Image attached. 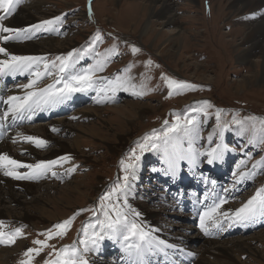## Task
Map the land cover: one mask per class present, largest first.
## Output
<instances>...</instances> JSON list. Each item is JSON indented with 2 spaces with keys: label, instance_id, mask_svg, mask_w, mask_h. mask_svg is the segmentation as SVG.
Wrapping results in <instances>:
<instances>
[{
  "label": "rangeland",
  "instance_id": "rangeland-1",
  "mask_svg": "<svg viewBox=\"0 0 264 264\" xmlns=\"http://www.w3.org/2000/svg\"><path fill=\"white\" fill-rule=\"evenodd\" d=\"M30 1L32 0H23L16 11L3 23L10 27L19 26L20 24L15 22V18L20 16L17 10L24 4H29ZM247 1L248 3L244 5L243 1L238 0H171L177 22L174 26L162 25V19L152 20L153 16H151L154 26L153 33L151 32L149 36L147 31L142 35L140 32H133L129 21H124L125 18H123V15L128 13L126 10L128 7L145 6L144 0H93L91 17L88 14V0H51L45 6L44 11L47 12L45 18L35 19L26 26L18 27L26 28L45 19L62 17L63 22L59 23L56 26L57 30L50 35L49 32H40L36 33L33 39L10 41L3 46L9 49L12 44L37 43L53 36L52 40L56 41L54 44L59 47V51L53 52L49 49L42 54L37 52L25 54L46 57L48 61L54 60L57 56H66L74 50L79 52L92 43H95V51L101 54L115 47L119 54H110L104 71L98 72L97 77L114 79L117 75L131 76L133 77L131 82L136 87L129 88L128 91H117L114 102L108 99L112 95L111 92L107 94L100 92L97 95V92L92 91L94 94L91 98L87 96L88 93L78 94L75 103L86 102L77 106L74 104L71 111L64 116H58L55 119L52 117L35 119L28 123L30 133L35 132L40 124L47 125L51 122L60 130L59 132L50 130L47 133L50 143L45 149L35 148L38 154H48L47 157H53L52 159L50 157L51 160L65 155L70 156L71 159L55 166L54 170L62 174V179L54 178L49 174L47 178L38 180L12 179L8 182L10 177L5 176L2 183L19 184L20 188L16 185L12 186L13 190L18 191H23L27 186L35 188L38 184L45 183L51 187L45 200L46 210L57 218L64 214L66 216L56 221L41 217L40 211H30L29 213L35 217L33 223L39 226L33 223L27 226L26 223L3 221L4 227L0 231L8 233L21 228L23 233L14 244H0V252L4 253L7 264H21V261L28 259L24 256L25 250L38 247L33 244L34 240L45 239L44 236L39 235L40 233L52 229L55 224L73 217L74 214H76L74 222L67 234L63 238L58 237L48 243L54 245L56 249L78 244L83 238L82 227L96 225L97 219H104L100 208V198L112 189L118 182V177L123 176L121 159L135 149L137 142L141 141L145 135L153 130L158 133L165 130V121H168L167 126H170L177 116L181 118L187 114L197 116L201 122V138L196 140L195 146L203 150L215 146L208 144L207 137L213 132L216 124V109L222 110V123L230 122L233 114H237V118L242 120L249 116L264 119V82L256 80L245 87H238L235 83L246 75L250 76L257 72L258 61L262 59L261 48L253 52L254 57L251 59L253 66L250 65L251 62L245 66L236 60L239 50H248L250 44L241 45V43L242 39L248 35L250 26L264 20V0ZM158 4L159 2H155L153 7L159 8ZM134 10L137 9L134 8ZM137 11H139L137 15L144 19L145 12L143 15L140 9ZM31 13L34 14L35 11L31 10ZM0 15L4 13L0 11ZM176 26L177 30L181 31L179 34L174 33ZM97 32L102 35L101 42L93 40ZM169 39L173 40L168 45L171 49L164 47ZM251 40H257V38ZM262 41L257 42L261 44ZM172 43L173 46H171ZM131 45L139 47L141 52L133 54ZM176 48L179 50L176 51ZM9 51L12 52L11 49ZM99 58L94 53H88L81 58L77 69L91 67ZM148 59L154 62L153 66L145 67ZM156 64L160 67L156 68ZM201 64L206 70L200 68ZM194 65H198L197 68ZM129 66L131 71L124 72V69ZM162 73L196 87L183 92H174L171 98H166L169 89L160 79ZM22 77L19 81L26 84L28 78L26 75ZM16 82L7 81L4 87H14ZM52 82V77L46 76L40 81L39 87ZM99 86L104 88L106 84L101 81ZM141 91L144 93L142 97L134 94ZM72 97H76V94ZM82 97H85L83 101H81ZM97 100L101 102L97 103ZM204 100L210 101L215 106L208 110L207 118L193 111L202 107L200 102ZM123 103L134 106L120 113L112 110ZM5 107L6 105L0 110L5 111ZM86 108L93 111L84 112ZM130 108H137L144 113L141 120L133 121L127 116ZM2 113L0 111V115ZM126 117L131 120L129 126L122 122V119ZM118 122L125 127L120 132L115 128ZM88 124L93 126L91 131L98 134L96 138L81 132V126ZM249 124L251 125L252 122ZM10 125H12L11 120L5 127L6 131ZM128 129L130 130L127 131ZM74 134L81 137L75 144L79 151L73 152L69 143L59 142L68 151L58 157L50 152L57 146L56 140L70 141ZM261 137H264V132L261 131V125L258 122L255 123L254 130L249 127L247 131H241L236 126H231L225 132L222 142L234 151L226 155L223 163H217L215 166L201 163L199 167L190 169L185 162H182L181 171L175 180L163 174L164 164L161 154L145 153L138 166L137 178L132 182L131 190L127 194L128 208L141 213L139 222H142L146 231L153 229L151 232L153 237L158 238L157 235L160 234L169 242L177 244L178 249L183 250L178 252L180 255L184 251L194 253L190 259L182 262L183 264H198L202 256L214 264H264V218H258L255 223L245 227H226L222 232L210 229L215 233L214 235H204L199 228V213L206 204L212 202L217 193L221 196L226 195L229 199V203L224 205V208L234 210L242 206L258 189L264 187V169H252V165L257 161L264 160V144L257 142ZM108 138L114 139L110 141L111 147L106 142ZM250 139L252 143H249ZM213 140H218V137L213 136ZM15 147L18 150V146ZM12 152L18 158L27 159L26 162L28 160L32 162L35 159L31 155L29 158L26 151L21 156L15 151ZM155 160L158 162L156 163ZM71 168H75V171L68 172L67 170ZM238 168L241 171H256V175L253 179L233 187L235 177L232 173ZM211 180L217 182L215 190L212 188ZM76 185L78 186L75 187ZM224 188H229L230 191L224 193L222 191ZM205 196L208 197L207 200ZM32 197L30 194L24 195V198H19V201H30ZM112 200L121 206L124 203L123 196L119 201L116 200V196H113ZM103 203L111 206L108 201ZM5 206L14 208L15 203H7ZM82 209L95 211H84L79 214ZM88 230L92 231L91 228ZM78 246L82 247V245ZM219 249H222L225 254L218 252ZM159 255L157 253L154 256ZM90 258L94 264H100L95 260L108 264H129L121 243L115 240H105L99 255H93ZM150 258L151 264L155 261L157 264L161 262L160 258H154L152 255ZM31 259L32 264H45V261L55 260L56 257L52 254L51 248H44L39 255H33Z\"/></svg>",
  "mask_w": 264,
  "mask_h": 264
},
{
  "label": "snow or ice",
  "instance_id": "snow-or-ice-1",
  "mask_svg": "<svg viewBox=\"0 0 264 264\" xmlns=\"http://www.w3.org/2000/svg\"><path fill=\"white\" fill-rule=\"evenodd\" d=\"M22 2L23 0H0V11L4 13V15H0V79L6 77L16 78L18 75L29 76L28 83L21 86L25 90L24 95H9L5 99L0 100V102L6 105L5 111L0 115V129L6 131L5 124L9 118L13 125H17L25 120L31 121L37 112L53 109L65 103L77 93L94 91L99 95L100 92H104L105 94L111 92L112 95L108 99L114 102L117 91H128L129 88L135 89L136 85L131 82L133 79L131 76L124 77L117 75L114 79L97 77L98 72L104 71V66L110 54H119L115 47L101 54L95 51V43H92L79 52L74 50L66 56H57L52 61H48L46 57L17 55L10 52L3 45L10 41L19 42L21 40L33 39L36 33L56 31V26L63 22V18L57 16L53 19L42 20L27 28L6 26L3 21L8 16H11ZM92 2L93 0H88L89 17L92 16ZM93 40L94 42H101L102 35L97 32ZM130 47L133 54L141 52V49L135 45H131ZM88 53H94L100 58L91 67L77 69L81 58ZM153 64L154 62L148 59L145 67H151ZM155 67L159 68L160 65L156 64ZM130 71L131 66L124 69V72ZM46 76L52 77L53 82L39 87L40 81ZM160 79L169 89L168 97L166 98H171L174 92H183L184 90L196 87L188 82L175 79L166 73H162ZM101 81L106 84V87L100 88L99 84ZM134 94L142 97L144 93L141 91ZM100 102V100H97V103ZM200 103L202 107L193 109V111L203 114L207 118L209 116L208 110L213 109L215 106L208 100L201 101ZM221 117L222 110L216 109V124L213 132L207 137L208 144H214L215 146H210L203 150L195 146L196 140L201 138V122L197 119V116L191 114L184 115L182 118L177 116L175 122L170 126H167L168 121H165V130L159 133L153 130L150 134L145 135L141 141L137 142L136 148L132 149L125 158L121 159L120 165L124 173L123 176L118 177V182L114 184L106 195L100 198V208L104 219H97L96 225L82 227L81 233L83 238L79 240L78 244L74 243L71 246H64L60 249H56L48 241L58 237L63 238L70 230L76 214L55 224L52 229L39 234L45 237L44 240L36 239L33 241V244L38 247L25 250L24 256L28 259L21 261V264H32V256L39 255L44 248H51L52 254L56 257L55 260L45 261V264H94V261L90 257L99 255L105 240L120 242L123 252L129 259V264H151V260L149 259L151 255L163 253L167 257L169 255L167 250L169 249H175L176 252L183 251L182 249H176L174 245L162 239L153 237L151 230H145L142 222H139L141 213L128 208L127 194L131 190L132 182L137 178L138 166L145 153L156 152L161 154L162 163L164 164L163 174L175 180L181 171L182 162H185L190 169L199 167L201 163H206L209 166L223 163L226 155L230 151H234L222 142L225 132L231 126H236L241 131H247L249 127L254 130L255 123L258 122L261 125V131L264 132V119L249 116L242 120L237 118V114H233L230 122L222 123ZM249 122H252V124L250 125ZM51 131L59 132L60 130L53 127ZM17 136L20 141L32 144L37 149H45L50 143L45 139L33 135L17 133ZM213 136H217L218 140L214 141ZM17 142L16 138H12L13 144ZM252 142V139H250L249 143ZM257 142L264 144V137H261ZM201 158L204 159L202 160ZM70 159V156L65 155L56 160L25 163L10 157L7 153H0V170H3L4 176L15 180H38L47 178L49 174L54 178L62 179V174L54 170L55 166ZM20 169H26L27 171L21 172L19 171ZM252 169H264V160L257 161L252 165ZM67 171L74 172L75 168L68 169ZM232 175L235 177L233 182L234 187L246 180L253 179L256 171H241L238 168ZM210 183L213 190H215L216 180H211ZM222 191L228 193L230 189L224 188ZM113 196H116L117 201L123 196V205L121 206L116 201H113ZM207 199L208 197L205 196V200ZM104 201H108V204L111 206L105 205ZM228 203L229 199L226 195L221 196L217 193L212 202L204 206L203 210L199 213V228L204 235H214L215 233L210 231V229L222 232L226 227H245L255 223L258 218H264V187L258 189L239 208L234 210L225 209L224 205ZM84 211L95 210L82 209L79 214H82ZM3 227V223L0 222V229H3ZM89 228L92 229L91 232H89ZM22 235L21 228H16L14 231H9L8 233L0 231V243L14 244L17 238H20ZM78 245H82V247Z\"/></svg>",
  "mask_w": 264,
  "mask_h": 264
},
{
  "label": "bare ground",
  "instance_id": "bare-ground-1",
  "mask_svg": "<svg viewBox=\"0 0 264 264\" xmlns=\"http://www.w3.org/2000/svg\"><path fill=\"white\" fill-rule=\"evenodd\" d=\"M51 0H32L29 2V4H24L21 8L19 7V9L17 10L20 13V16L15 18V22H17V24H20L17 27L14 28H18L21 26H26V24H28L29 22H32L35 19H43L45 18V15L47 14L45 10V6L50 2ZM189 1H193V0H189ZM238 1H243V4L246 5L248 3L247 0H238ZM251 2H253L254 0H250ZM155 2H159V8H155L153 7V5H155ZM80 3V2H79ZM145 6H141L139 8H137L138 6H131L128 7L126 10L128 11V13L125 15H123L124 21L128 20L129 23L131 24V30L134 32H140L141 35L147 31L148 36L149 34L153 31L152 27L154 26L152 23V20H157V19H162V25H173L177 22V17L176 15H174L175 13L173 8V4L171 3V0H144ZM175 5V4H174ZM134 8H136L137 10L140 9L141 13L144 15H146V19H145V15H144V19L142 20L141 17L137 15V10H134ZM31 10H34L35 13H31ZM261 13V12H259ZM140 14V13H139ZM153 16L151 19L150 17ZM21 22V23H19ZM264 20L262 22H258L255 23L253 25L250 26V31L248 33V35H246V37L244 39H242V43L241 45L244 44H250L248 47V50H239V52L236 54V60L237 62L241 65H248L249 62H251V59L254 57L253 52H255L258 49H261V54L260 57L262 58L258 64V71L252 73L250 76L243 77V79L235 81V83L238 84L239 86H246V85H250V83H252L253 81L256 80H260L261 82H264ZM27 28V27H26ZM155 32V31H154ZM181 31L177 30V26L174 29V33H180ZM153 33V32H152ZM51 34V32H49V35ZM180 37V36H179ZM176 37V38H179ZM176 38H173L174 40ZM252 38H257V40H251ZM53 36L48 37L45 40H41L40 42H30L27 44H23V45H13L9 47V49L12 50L13 54H17V55H25L26 53H32L33 52H37L42 54L44 51H49V49H51V51L53 52H57L59 51V47L56 46L54 44V42H56L55 40H52ZM179 40V39H178ZM258 40H263L262 43L260 44L259 42H257ZM173 40L169 39V41L167 42V44L164 47L170 48L168 45L172 42ZM181 41V40H179ZM178 44V43H177ZM174 44L172 43L171 46H173ZM262 45V46H260ZM176 47V46H174ZM173 48V47H172ZM171 49V48H170ZM179 50V48H176V51ZM166 51V50H165ZM168 52V50L166 51ZM162 56V55H160ZM195 63V62H194ZM253 62H251V66H253L252 64ZM195 68H197L198 65H194ZM244 66V67H245ZM249 67V66H248ZM200 68L205 69L204 65L201 64ZM22 76L25 75H18L16 78H12V77H6L3 79H0V100L5 99L7 96L9 95H24L25 94V90L19 86V85H24L23 83H21V81H19L21 78H23ZM26 77L28 78L26 83H28L29 81V76L26 75ZM23 80V79H22ZM16 82V86L8 88V87H4L6 85V82ZM88 93L87 96H92L93 92L89 91L86 92ZM85 93V94H86ZM86 97V95H85ZM84 97V98H85ZM78 98V94H76V97H72L71 99H69L68 101H66L65 103L58 105L57 107L44 111V112H37L36 115L33 117L32 120H37V119H45V118H50L52 117V119L58 116H64L65 114L68 113V111H71V107L75 104V101ZM5 105L0 102V108L4 107ZM130 106H134V105H127L124 103L114 107V109L112 110H116L117 113H120L122 110H127L126 108L130 107ZM141 106V105H139ZM124 107V108H123ZM6 109V107H5ZM66 110V111H65ZM2 112H4V110H0ZM93 110L86 108V110H84V112H92ZM142 114H144L142 111L134 109V108H130V111H127V116L132 118L133 121L136 120H141V116ZM11 119L9 118V120L7 121L6 125L9 123ZM129 120L127 117L122 119V122L124 125L129 126ZM29 122L31 121H23L17 125H10V127L8 128L7 132H2V136L0 137V153H7L10 157L18 160V161H22L25 163H36L39 161H48L51 160L53 157H47L48 154H38L35 150V146L32 144H28V143H24L22 141H20L19 137L17 136V133H22L25 135H32L38 138H42L45 139L47 141H49V137H47V133L51 130V128L56 127L57 125L54 124L53 122H51V124H47V125H39L38 129L35 132H28L30 131L29 127ZM63 123V122H61ZM122 123L118 122L116 124V130L118 132L122 131L125 129L124 125ZM23 126V127H21ZM19 127V128H18ZM92 125L88 124V125H82L81 126V132L85 133L91 137H97L98 134L94 131H91L92 129ZM57 128V127H56ZM99 130V129H98ZM130 129H128L127 131H129ZM2 131V129L0 130V132ZM103 136V133H102ZM12 138H16L17 139V143L13 144L12 143ZM105 138V137H103ZM81 139V137L78 134H74L72 140L70 141H65V140H56L55 143L57 146H55V148L51 149L50 152L55 155V157H58L59 155L63 154L64 152L68 151V149L61 145L59 142L61 143H69L70 147L72 149L73 152H77L79 151V148L75 147L76 142ZM110 141H114L113 138H108L107 139V143L108 146L111 147V145H109L110 143L112 144V142ZM58 142V143H57ZM120 143V141H119ZM15 146H18V150L16 149ZM107 149V148H106ZM38 150V149H37ZM12 151H15L17 153V155H20L22 153H25V151L27 152V156L29 157V155H31L32 157H35V159H33V161L31 162V160H28L27 162L25 160L27 159H22V158H18L15 154H13ZM109 151V150H108ZM40 152V151H39ZM23 156V155H22ZM30 158V157H29ZM28 158V159H29ZM59 158V157H58ZM3 170H0V184H2V186H0V222H9L14 221L17 224H21V223H26L27 226H31V224L33 223V219L35 218L34 216L31 215V213H29L30 211H40L39 215L41 217H44L46 219L49 220H62L66 215L64 214L62 217L57 218L54 214L51 215V212L46 210V204H45V200H46V196L48 195V191L51 190V187H49L48 185H45V183L42 184H38L35 188L34 187H26L23 189V191H18V190H13L12 186L16 185L19 186V188L21 187L19 184H8V183H2L3 180L5 179V176L3 174ZM12 178L10 177L11 181ZM14 180V179H13ZM78 185H76L75 187H77ZM25 190V192H24ZM22 192V193H21ZM25 193V194H24ZM32 195L33 197L30 199V201H19V198H24V195ZM83 194V193H82ZM45 195V198L43 199V196ZM7 197V198H4ZM14 202L15 203V207L14 208H10L7 205V203H11ZM24 202V203H23ZM19 209H16L18 208ZM47 215V216H46ZM49 220H47V222H49ZM38 225L37 223H33V225ZM153 231V229L151 230V232ZM158 239H162L164 241H166L169 244H172L175 246L176 249H178V245L174 244L172 242H169L165 237H163L162 235L158 234L157 235ZM169 252V255L167 257H165L163 255V253H159V256H154L152 255L154 258H160L161 262H159L160 264H183L182 262H184L186 259H190V256H193L194 253L193 252H188L186 253V251L182 252V255H180L178 252L175 251V249H169L167 250ZM218 252L225 254V252L222 249H219ZM257 252V251H255ZM226 254H229L228 252H226ZM149 259L151 260V258L149 257ZM96 263H100V264H108L106 262L100 261V260H95ZM8 262L5 260L4 257V253L0 252V264H7ZM154 264H157V262L155 261ZM198 264H214L212 261L204 258L203 256L201 257L200 261Z\"/></svg>",
  "mask_w": 264,
  "mask_h": 264
}]
</instances>
